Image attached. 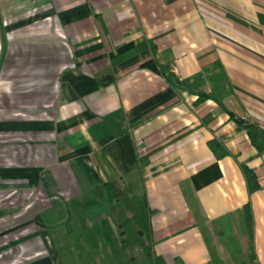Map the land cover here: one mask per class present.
<instances>
[{"label": "crops", "instance_id": "crops-1", "mask_svg": "<svg viewBox=\"0 0 264 264\" xmlns=\"http://www.w3.org/2000/svg\"><path fill=\"white\" fill-rule=\"evenodd\" d=\"M249 124L264 0H0V264H63L45 219L111 225L109 181L145 198L156 264H264Z\"/></svg>", "mask_w": 264, "mask_h": 264}, {"label": "rangeland", "instance_id": "rangeland-1", "mask_svg": "<svg viewBox=\"0 0 264 264\" xmlns=\"http://www.w3.org/2000/svg\"><path fill=\"white\" fill-rule=\"evenodd\" d=\"M119 205L109 211V226L106 221L105 225L91 226L84 223L79 214L60 210L45 219L60 261L63 264H143L147 254L141 241H146V245H150V241L146 234L139 236L137 229L146 232L147 226L139 220L134 221L131 204ZM127 218L132 219L130 225L123 224ZM121 224L126 230L123 234Z\"/></svg>", "mask_w": 264, "mask_h": 264}, {"label": "trees", "instance_id": "trees-1", "mask_svg": "<svg viewBox=\"0 0 264 264\" xmlns=\"http://www.w3.org/2000/svg\"><path fill=\"white\" fill-rule=\"evenodd\" d=\"M149 66L153 68L155 71L160 72L164 75L167 76L169 79H174L173 74H168L167 68L163 67L162 65L156 63V62H151L149 63ZM232 115V114H231ZM248 132L251 135L252 140L254 143L262 148L264 145V141L262 139L261 134H259L258 128L254 124H249L247 125ZM216 145L217 143L212 141L211 142V147L216 150ZM143 167V166H142ZM141 167V168H142ZM245 177L247 179V183L249 186V190L252 192L255 189L259 187L257 177L255 173L248 167L242 166ZM107 189L109 191V199L111 202L117 201L119 202L120 200H123L126 204H131V208L134 209V221H141V223H145L147 226L146 232L143 231L142 228L137 229L139 236L146 234L147 235V241H150V233H149V211L148 207L145 201V198H140L139 196L135 194H130L128 191L130 188H122L118 182L116 181H109L106 183ZM131 197V198H130ZM245 211L247 213V218H248V228L249 231L252 235V226H253V216H252V209L249 204L246 205ZM132 222V219L128 220L125 219L123 224L130 225ZM120 227L122 228L121 233H125L126 230L123 229V225L121 224ZM141 245L143 247L144 252L147 254V257L151 261L152 264H156V260L154 258L153 252L151 245H146V241H141Z\"/></svg>", "mask_w": 264, "mask_h": 264}]
</instances>
